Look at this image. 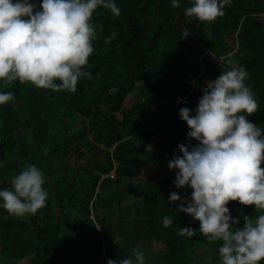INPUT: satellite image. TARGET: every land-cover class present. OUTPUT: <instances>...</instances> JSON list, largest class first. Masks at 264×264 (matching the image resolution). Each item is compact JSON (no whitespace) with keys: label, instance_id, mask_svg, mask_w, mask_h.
<instances>
[{"label":"trees","instance_id":"trees-1","mask_svg":"<svg viewBox=\"0 0 264 264\" xmlns=\"http://www.w3.org/2000/svg\"><path fill=\"white\" fill-rule=\"evenodd\" d=\"M117 4L119 15L94 11V52L82 66L92 76L75 91L0 80V91L14 93L0 104V187H12L13 176L35 163L50 193L36 214L0 207V264H107L135 259L134 250L144 252V264H222V241L208 240L200 221L170 201L171 191L190 198L192 189L174 184L168 162L188 143L179 109H195L206 81L230 67L219 60L226 53L247 69L259 103L248 118L264 127V0H231L211 21L186 14L192 0ZM228 207L241 224L264 214L239 200ZM108 209L116 218L99 230L92 215ZM165 215L172 225H163ZM186 225L196 234H178Z\"/></svg>","mask_w":264,"mask_h":264},{"label":"clouds","instance_id":"clouds-1","mask_svg":"<svg viewBox=\"0 0 264 264\" xmlns=\"http://www.w3.org/2000/svg\"><path fill=\"white\" fill-rule=\"evenodd\" d=\"M230 2L192 0L186 14L211 21L224 15ZM179 3L171 0L173 6ZM98 6L121 13L117 0H0V80L19 79L37 87L75 91L80 78L92 76L82 66L94 52L96 27L91 18ZM232 55L219 58L231 67L206 81L195 109H179L180 118L189 126V142L178 144L179 152H174L168 167L177 170L174 184L192 191L189 198L173 190L169 199L178 202L179 211L200 221L199 231L208 240L222 241V264H260L264 214L255 220L245 215L241 224L228 207L230 200H239L264 209V127L248 118L257 112L259 103L246 83L247 69L230 59ZM12 99V91H0V104ZM191 138L197 143L193 145ZM152 148L149 143L147 150ZM11 184L0 187V207L9 214H36L46 206L50 193L44 187V171L35 163L14 175ZM162 219L167 227L175 218L165 215ZM177 231L193 236L197 229L186 225ZM134 255L135 259L110 257L107 264H144L143 251L134 250Z\"/></svg>","mask_w":264,"mask_h":264},{"label":"rangeland","instance_id":"rangeland-1","mask_svg":"<svg viewBox=\"0 0 264 264\" xmlns=\"http://www.w3.org/2000/svg\"><path fill=\"white\" fill-rule=\"evenodd\" d=\"M231 67V65H230ZM133 99L132 97H127L126 101H125V106L129 107L132 103H133ZM186 141L189 142V137L186 134ZM191 143L194 145L196 144L192 138H191ZM116 212L114 209H108L106 211L100 210L96 213H94L92 215V218L97 226V228L99 230H103L109 223L113 222L114 219L116 218ZM153 247L155 250H158L159 248H161V244H153ZM133 258V257H132ZM134 259V258H133ZM20 264H28L27 260H23Z\"/></svg>","mask_w":264,"mask_h":264}]
</instances>
